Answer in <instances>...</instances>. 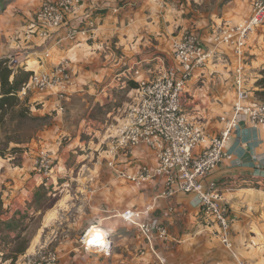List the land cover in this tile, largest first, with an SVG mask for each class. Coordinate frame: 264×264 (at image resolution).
I'll use <instances>...</instances> for the list:
<instances>
[{"label":"crops","instance_id":"crops-1","mask_svg":"<svg viewBox=\"0 0 264 264\" xmlns=\"http://www.w3.org/2000/svg\"><path fill=\"white\" fill-rule=\"evenodd\" d=\"M249 6L250 0L85 3L83 12L69 14L65 25L46 40L38 36L34 17L28 36L18 41L26 47V60L15 73L30 76L52 70L66 56L71 79L61 111L52 92L30 90L20 98L43 125L30 140L11 144L23 147L19 157L0 158V233L13 242H27L14 251L15 257L0 252V264L36 261L47 241L54 244L56 264H233L235 256L246 264H264V125L253 128L242 122L226 146L239 157L240 165L223 160L212 174L230 222L231 252L220 244L218 225L195 206L192 195L161 197V176L139 187L108 165L111 159L117 169L132 172L156 164L151 150L143 146L131 152L120 149L111 156V125L127 112L138 78H153L163 64H175L172 39L193 31L209 45L214 28L223 21H241ZM84 18L93 21V30L87 37L67 40V30L83 28ZM253 33L244 58L246 81L251 82L249 102L260 101L252 100V94L264 68V22ZM53 44L51 57L39 60L45 45ZM35 51L38 56L30 61ZM217 51L194 72L182 94L186 114L210 133L219 132L220 116L233 101L224 99L229 95L226 87L233 83L236 58L226 44ZM136 69L139 76L134 77ZM43 148L52 158L47 176L34 167L37 151ZM13 159L17 164L11 163ZM145 209L148 213L142 218H156L167 232L152 245L120 216L125 210ZM92 226L106 231V252L82 249L80 237Z\"/></svg>","mask_w":264,"mask_h":264},{"label":"built area","instance_id":"built-area-1","mask_svg":"<svg viewBox=\"0 0 264 264\" xmlns=\"http://www.w3.org/2000/svg\"><path fill=\"white\" fill-rule=\"evenodd\" d=\"M105 0H45L36 12L38 36L48 39L50 34L66 23L69 14L83 12L85 3L91 5ZM162 5L166 0H150ZM83 28L71 27L65 38L74 40L78 36L87 37L93 30V21L84 18ZM264 22V0H250L249 14L239 22L223 21L211 33L209 45L193 31H184L175 36L171 43L174 65L163 64L159 73L153 78H138L137 92L123 118L113 126V138L108 152L111 156L120 149L131 152L135 147H146L153 153L156 164L142 165L132 172H122L108 161L118 175L136 186L161 176L163 189L161 197L178 194H190L195 206L199 207L205 217L212 218L219 227L216 237L229 252L233 249L230 239V222L221 202L223 198L217 190V183L212 178L214 170L223 160L233 165H240V159L226 150L233 133H237L240 124L251 127L264 125V100L249 102L250 90L246 87L244 72L245 44L256 27ZM231 47L236 58L233 85L235 96L229 111L220 116L221 128L217 133H210L195 123L184 111L182 94L194 72L204 68L213 59L220 45ZM53 45H45L39 54V60L51 57ZM42 56V57H41ZM17 67V66H15ZM133 76L139 71L132 70ZM71 79L69 59L62 56L52 70L32 73L17 91L23 98L30 90L48 91L57 96L56 108L63 109L62 102L69 91ZM34 167L44 176L52 168L50 151L46 148L38 151ZM148 210H125L120 216L135 225L145 240L152 245L155 238H165L166 229L156 218H145ZM85 231L80 237L84 251H104L109 249L106 237L101 245L94 244ZM57 253L52 249L43 250L36 261L26 264H56ZM233 264H246L237 256Z\"/></svg>","mask_w":264,"mask_h":264},{"label":"rangeland","instance_id":"rangeland-1","mask_svg":"<svg viewBox=\"0 0 264 264\" xmlns=\"http://www.w3.org/2000/svg\"><path fill=\"white\" fill-rule=\"evenodd\" d=\"M41 1L43 0H0V59L6 61L7 66L13 70L14 75L23 77V74L19 72L15 74V66L26 60V57L23 56L26 47L18 45V41L23 40V37L26 39V36H28L29 27L33 23L34 17H36ZM37 56L35 51L34 55H31L30 61L37 58ZM250 85L251 82L246 81V87L249 90L251 89ZM226 89L229 95L224 101H228L230 97L234 98L235 96L233 83L231 86L228 85ZM249 98L251 99V96ZM255 99L262 100L252 94V100ZM42 125L43 120L33 117L25 102L19 98V101H16L12 107L5 110L2 117H0V158L2 159L5 156L4 159L6 160V157H19L23 152L21 150L23 147H14L11 144L30 140ZM11 163L17 164L16 159H13ZM3 168H1V171ZM1 185H4V183ZM26 244L27 242L24 240L13 242L11 238L4 236L2 232L0 233V252L8 258L15 257L14 251L19 250L20 246L21 248L25 247ZM43 245V250H47L52 249L51 246L54 244L47 241ZM9 262L13 264V262Z\"/></svg>","mask_w":264,"mask_h":264},{"label":"trees","instance_id":"trees-1","mask_svg":"<svg viewBox=\"0 0 264 264\" xmlns=\"http://www.w3.org/2000/svg\"><path fill=\"white\" fill-rule=\"evenodd\" d=\"M16 74V73H15ZM20 75H14V72L6 64L5 60L0 59V117L5 110L19 101L17 91L21 84L25 82L29 76V72ZM255 91L254 94L264 100V68L260 71V76L254 81Z\"/></svg>","mask_w":264,"mask_h":264},{"label":"bare ground","instance_id":"bare-ground-1","mask_svg":"<svg viewBox=\"0 0 264 264\" xmlns=\"http://www.w3.org/2000/svg\"><path fill=\"white\" fill-rule=\"evenodd\" d=\"M107 233L104 229L97 226H92L87 230V237H91V241H93L94 244L101 245V243H104L106 240Z\"/></svg>","mask_w":264,"mask_h":264}]
</instances>
